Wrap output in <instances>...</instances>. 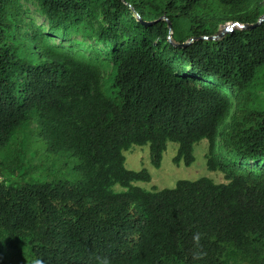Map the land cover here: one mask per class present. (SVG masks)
Here are the masks:
<instances>
[{
	"label": "trees",
	"instance_id": "16d2710c",
	"mask_svg": "<svg viewBox=\"0 0 264 264\" xmlns=\"http://www.w3.org/2000/svg\"><path fill=\"white\" fill-rule=\"evenodd\" d=\"M156 1L41 0L57 29L78 21L107 48L88 57L36 29L22 41L0 0V175L22 176L41 144L77 157L81 175L75 185L0 182L1 248L24 245L31 264H264V0H217L223 13L254 4L236 18L243 28L218 39L194 16L211 0L147 11ZM97 14L99 33L83 24ZM233 102L235 129L218 153ZM202 140L207 170L225 183L147 191L136 184L149 173L125 168L124 153L147 145L159 168L170 142L174 164L190 166Z\"/></svg>",
	"mask_w": 264,
	"mask_h": 264
},
{
	"label": "rangeland",
	"instance_id": "374dc122",
	"mask_svg": "<svg viewBox=\"0 0 264 264\" xmlns=\"http://www.w3.org/2000/svg\"><path fill=\"white\" fill-rule=\"evenodd\" d=\"M166 2V0H164ZM10 12L18 19L17 30L22 41L30 43V40L25 38V35L32 34L33 30H38L39 34H44L48 41L54 45H61L65 48L73 47V50H80L88 57H93L94 50L105 51L107 48L95 38H85L78 33V21L66 22L64 26L57 29V19L48 18L45 16L41 0H9ZM163 3L157 0L153 4H149L147 11H152L154 6H162ZM251 4L247 10L253 8ZM225 7L217 0H211L199 7L194 16L204 19L215 32L214 38L223 37L228 31L236 30L240 27L236 23V18L242 14L241 11L234 14L230 11H223ZM220 14V15H219ZM162 15H166L165 13ZM216 15H219L215 17ZM163 16V17H164ZM83 24H89L99 33L101 28L107 27V24L102 21L100 14H97L95 22L85 20ZM58 31L55 33L54 31ZM40 35V36H44ZM171 40V38L169 37ZM33 44V43H32ZM174 44V43H173ZM110 69L103 72L104 78H107ZM237 111L235 103L230 110V114L223 126L220 128V135L217 140V151L223 152V138L230 135L235 129V121ZM36 126L35 123L32 124ZM21 135L14 138L12 146H16L21 139ZM28 159L26 160L27 169L20 175V172L8 173L0 175V182L10 185L16 182L19 187L24 183H45L55 182L63 184L75 185L80 182L81 175L77 170L79 159L71 156L69 152H61L52 154L47 151L44 144L30 148ZM178 145L168 143L166 151L163 153V158L159 168L154 167L150 161L149 146H133L129 151L124 153L125 168L131 171L146 170L151 176L149 183L139 182L136 185L147 191L153 188L156 190L173 189L179 181H196L200 178L207 177L215 184L225 183L224 176L220 172H210L206 168L205 154L207 152V141L202 140L193 148L194 162L190 166H185L183 161L179 165L174 164V158L177 155ZM4 155V150H0V157ZM18 175L20 177H18ZM15 184V183H13ZM115 189H121L116 186ZM31 257L26 247L19 245L18 248L4 249L0 247V264H31ZM235 264H245L237 262Z\"/></svg>",
	"mask_w": 264,
	"mask_h": 264
},
{
	"label": "water",
	"instance_id": "95a60500",
	"mask_svg": "<svg viewBox=\"0 0 264 264\" xmlns=\"http://www.w3.org/2000/svg\"><path fill=\"white\" fill-rule=\"evenodd\" d=\"M147 25H150V24H147ZM253 27H249L248 29H252Z\"/></svg>",
	"mask_w": 264,
	"mask_h": 264
}]
</instances>
